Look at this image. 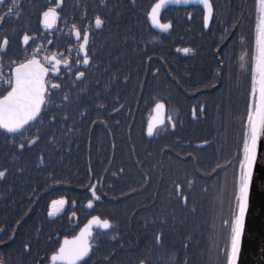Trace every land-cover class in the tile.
Wrapping results in <instances>:
<instances>
[{
	"label": "flooded vegetation",
	"instance_id": "1",
	"mask_svg": "<svg viewBox=\"0 0 264 264\" xmlns=\"http://www.w3.org/2000/svg\"><path fill=\"white\" fill-rule=\"evenodd\" d=\"M156 2L62 0L53 29H44L41 19L57 0H5L0 5V39H9L4 76L13 71L10 59L25 60L24 34L32 37L29 51L39 47L37 58L49 69L41 118L23 135L0 132V170H6L0 179V264H50L63 240L79 236L94 216L110 221L112 229L93 228L88 264H195L194 258L197 264H229L230 243L221 246L220 240L236 212L235 186L253 87V17L250 10L214 14L207 27L202 7H172L160 17L172 25L165 32L151 23ZM97 16L104 21L99 29ZM85 34L88 64L82 62ZM46 55L67 63L56 69L43 59ZM7 90L0 86V96ZM158 103L164 105V122L149 139ZM134 132L158 140L160 174L140 179L154 180L157 207H145L149 194L144 191L125 189V172L118 170L125 166V135ZM196 133L221 143L225 162L219 175H166V164H175L177 156L192 159L209 146L204 142L195 146L197 152L183 151L187 145L178 143V135ZM37 136L29 146V137ZM178 180L185 184L177 185ZM200 189L210 191V202L200 200ZM59 200L67 203L50 216L52 202ZM200 208L213 214L207 252V240L176 238L178 230L191 227L190 214L199 215ZM118 215H124V224L122 241L116 244Z\"/></svg>",
	"mask_w": 264,
	"mask_h": 264
},
{
	"label": "snow or ice",
	"instance_id": "2",
	"mask_svg": "<svg viewBox=\"0 0 264 264\" xmlns=\"http://www.w3.org/2000/svg\"><path fill=\"white\" fill-rule=\"evenodd\" d=\"M199 5L206 11V25L211 21L213 15V6L211 0H157L150 12L152 23L161 31L167 32L172 25L170 23H161L160 15L170 5L177 4ZM5 0H0V5H4ZM62 0H57L55 6H50L42 12L41 24L44 29H53L60 19V13L57 11L61 7ZM18 7V5H17ZM3 17H0L2 22ZM104 21L97 16L95 27L97 29L103 26ZM74 35L77 40L81 39V32L73 25ZM32 37L28 34L22 36L23 51L25 60L18 62L10 59V67L13 69L7 77L3 73L4 53L9 46V39L4 37L0 39V86L6 87V94L0 96V132L15 137L28 132L31 126L41 118L42 109L45 104V95L47 87L45 77L49 69L37 58L41 51L39 47L29 51L28 45ZM89 43L88 35L83 36L81 49L84 51L83 63L88 64L87 45ZM188 52V49H184ZM43 59L49 64H54L58 69L61 63H67L57 59L56 55L44 56ZM254 65L252 77V91L249 111L246 118L245 141L243 144V159L239 168L238 195L236 197V212L233 220L229 222L230 226V255L229 264H237L240 255L241 237L244 234L245 217L249 208V191L253 180V171L257 166L258 156L264 160V0H258V16L256 27V40L254 51ZM84 72H80L81 77ZM52 87H57L53 85ZM157 110L163 109L164 105L158 103ZM161 124L163 121L160 122ZM148 134L152 135L154 126L149 125ZM39 137L32 139L29 137V146L37 143ZM24 143L19 144V149L23 150ZM6 170H0V179L5 178ZM93 196H96L93 189ZM67 203L66 200L53 201L51 205L50 216L57 215L62 206ZM90 201L88 207L91 208ZM110 230L112 224L108 220H101L100 217H93L89 224L81 230L79 236L69 240L64 239L58 251L50 257V264H88V259L93 251V228Z\"/></svg>",
	"mask_w": 264,
	"mask_h": 264
},
{
	"label": "trees",
	"instance_id": "3",
	"mask_svg": "<svg viewBox=\"0 0 264 264\" xmlns=\"http://www.w3.org/2000/svg\"><path fill=\"white\" fill-rule=\"evenodd\" d=\"M212 2L215 6L216 15L233 16L247 14V10H250V4L252 0H212ZM235 2H238V4H236ZM127 129L130 130L129 127H127ZM196 134L197 135H194L193 137H190L189 135H178V143L187 145L183 147V151L192 150L194 152H197L195 146L199 143L204 142L209 143V146L206 149L198 151L199 155H195L192 159H188L185 156L183 158L177 156V158L174 159L175 164H166V175L172 177H183L186 175H192L194 177L219 175V168L225 162V159L221 158L219 155L221 143L218 140L212 141L210 140V138H205L204 134ZM157 145V139L149 141L144 136L136 135L135 132L133 134L131 133L125 135V166L120 165L118 168V170H124L125 172V189L127 188L130 191L134 192L144 191L145 194H149L145 197V200L147 201L145 207H157V204H153L152 202L153 194L157 191L154 190V180H140L142 177L153 178L154 176H158L160 174L156 170V163L159 160L160 153ZM121 153L122 152L117 153V156L120 160L122 159L120 158ZM140 184L145 185L146 187L141 188ZM184 184V181H177V185ZM138 185H140V188H138ZM200 192L204 196L203 199L202 195L200 194V200H203V202H210V199H208L210 197L208 196V193L210 191L208 193H205L204 189H200ZM196 197L197 196L194 194V198ZM184 208L188 210L189 206ZM199 211V215L193 212L190 214L191 224L190 222H188L187 224H190L191 227H186L184 230H178L176 232V238L207 240L206 245L203 247L204 251L207 252V250L210 248L212 236L214 235V229L212 227L213 214L208 208H200ZM123 218L124 215H118L116 217V220L114 221L113 240L116 241V244L122 241L124 224ZM155 234L157 235V233ZM117 254L119 256L121 255V253ZM193 260L195 264L199 263L198 258H194Z\"/></svg>",
	"mask_w": 264,
	"mask_h": 264
},
{
	"label": "water",
	"instance_id": "4",
	"mask_svg": "<svg viewBox=\"0 0 264 264\" xmlns=\"http://www.w3.org/2000/svg\"><path fill=\"white\" fill-rule=\"evenodd\" d=\"M191 6L201 7L199 5L181 3L170 5L166 10L172 7L183 8ZM166 10L161 12L160 17ZM213 16L214 8L212 18ZM211 21L207 24V27L211 24ZM153 26L157 28L154 24ZM161 112V110H156L155 116L152 119L151 125L154 126V131L160 126L161 121L164 122L165 112L163 113V117L160 118ZM148 138L152 139L153 134H148ZM237 264H264V160H261L259 156L257 166L253 171V180L249 191V208L245 217L244 234L241 237L240 255Z\"/></svg>",
	"mask_w": 264,
	"mask_h": 264
},
{
	"label": "rangeland",
	"instance_id": "5",
	"mask_svg": "<svg viewBox=\"0 0 264 264\" xmlns=\"http://www.w3.org/2000/svg\"><path fill=\"white\" fill-rule=\"evenodd\" d=\"M249 16L253 17L251 27L254 28V34H255L256 27H257V16H258V0H252V2L250 4ZM253 50L255 51V45L253 46ZM242 135H244V133ZM242 141H244V140H242ZM235 187H236V190H235V192H236L235 200H236V197L238 195V184H236ZM226 227L228 228V230H226V233H228V234L225 237H222V239L220 240L221 246H227L228 242L230 243V226L226 224ZM228 256H229V254H228Z\"/></svg>",
	"mask_w": 264,
	"mask_h": 264
}]
</instances>
